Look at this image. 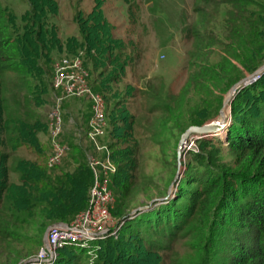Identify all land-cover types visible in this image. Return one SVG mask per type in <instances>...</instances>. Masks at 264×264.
<instances>
[{"label":"trees","instance_id":"obj_1","mask_svg":"<svg viewBox=\"0 0 264 264\" xmlns=\"http://www.w3.org/2000/svg\"><path fill=\"white\" fill-rule=\"evenodd\" d=\"M23 1L27 8L19 16L0 0V264H24L43 246L49 224L69 223L88 206L93 172L77 143L79 124L70 126L65 115L63 142L71 151L60 166H47L49 109L60 94L53 63L63 54L82 59L91 87L105 99L106 140L118 166L110 188L121 226L116 236L91 243L99 247L98 259L264 264V71L236 90L227 134L224 127L216 134L225 139L203 137L198 151L186 154L198 165L189 162L173 196L130 215L141 193L147 200L168 194L158 187L153 195L157 183L140 177L143 140L148 137L163 154L173 147L177 155L186 129L217 120L229 89L264 65V0H194L195 20L189 23L184 13L180 22L192 45L178 90L159 71L141 75L137 68L147 53L143 8L155 14L160 1L123 0L128 21L119 31L106 16L107 0H92L91 12L78 11L73 19L79 35L65 41L50 20L60 12L58 0ZM225 152L232 157L224 159ZM66 164L74 168L67 171ZM52 264H89L88 250L66 246Z\"/></svg>","mask_w":264,"mask_h":264},{"label":"rangeland","instance_id":"obj_2","mask_svg":"<svg viewBox=\"0 0 264 264\" xmlns=\"http://www.w3.org/2000/svg\"><path fill=\"white\" fill-rule=\"evenodd\" d=\"M3 1H5L7 5L13 8V10L19 16L27 8L23 0ZM139 1L144 5L145 0ZM158 1L160 2L155 6V9H157V13L155 14L151 15L148 7L146 8L145 6L143 8L144 20L142 23L144 25L143 27L148 30H146V32L148 33V37H146L145 41L143 40V47L145 51H147V53L143 57V63H141L137 68L139 69L141 75H154L159 71L157 75L162 76L168 82H172L174 90H178L182 87L185 80V73L187 68V52L188 50H190L192 45V39L187 38L184 32L181 31L180 22L183 21L185 15L186 17H188V20H190L189 23H192V21L195 20L196 13L194 12V0ZM58 2L60 5V12L57 16L51 17L50 20L57 25L60 37L63 41H65L71 36L79 35L77 25L73 21L76 13L78 11H82L85 14L91 12L93 3L92 0H58ZM104 8L106 16L108 17L110 23L114 27L119 28V31L123 30L128 21V9L126 3L123 0H107ZM66 56V54L61 55L62 58H65ZM57 57L56 59L61 58L59 56ZM162 73L165 75H162ZM254 73H245V76L241 78L235 85H237L242 79L249 77ZM231 88L224 96L222 107V109H224L227 103V98H229V111L227 115L229 118L227 119V124L224 127L226 134L228 131L227 128L229 126L228 123L230 122L231 117L230 103L234 97V95L230 94ZM51 107L52 106H50L49 113L51 111ZM217 133L218 132L207 135L205 138L210 141L225 139L226 135L223 138V136L216 135ZM148 139L149 138L146 137L143 140L139 155V163L141 166L140 177L146 175L147 177L153 178L157 183V187L152 186L151 193L153 195L158 194V187H165L169 190V188L172 186L171 190L172 193H174L176 191L177 184H179V181H181L182 177L185 176L184 171L187 169V165L189 164V162L193 160L194 155H180V165L178 167V152H176L177 155H174L173 147H171L169 151H166L165 154H163L161 148L156 144H153ZM196 145H198V147L200 146L199 144H197V142ZM174 156H177V158L175 159ZM231 157L232 156L226 152L223 154L224 159H229ZM191 164L198 165L195 162H191ZM143 186L144 184L141 185V187ZM87 193L89 194V189ZM84 195L85 193H80L81 200L78 203L80 206L84 204ZM146 195L147 193L144 192L138 196V199L136 201V204L140 205L138 207L147 206L153 199H158L153 198L152 200H147ZM67 206L69 210L68 203ZM72 208H75V206H73ZM135 209L136 208L132 209L130 213ZM114 211H112L114 221L118 222L119 218H116ZM66 220L67 219H60L49 224L44 232L43 242L47 229L50 225L54 223H65ZM38 252V250H33L34 256L29 258V260H33ZM183 252V247H176V253L182 254ZM164 257L165 263L161 262L160 264H168L167 256Z\"/></svg>","mask_w":264,"mask_h":264},{"label":"built area","instance_id":"obj_3","mask_svg":"<svg viewBox=\"0 0 264 264\" xmlns=\"http://www.w3.org/2000/svg\"><path fill=\"white\" fill-rule=\"evenodd\" d=\"M53 70V86L60 94L55 96L49 113L51 151L47 160L48 168L53 169L60 166L65 155L71 151V146L63 142L64 101L66 98H82L90 102L91 115L86 134L99 155L92 153L87 155L88 165L94 178L87 208L78 213L69 223L50 225L46 232V242L31 264L54 263L58 259L59 251L66 246L87 249L89 264H106L98 259L96 251L99 247H94L91 244L108 236H116L121 226L114 221L112 213L116 198L110 188V178L118 172V166L112 160L111 151L106 142V102L102 94L91 87L89 73L83 66L80 57H61L54 61ZM259 76L260 74L256 79ZM69 123L72 121L69 120ZM79 134L81 135V129ZM203 137L206 136H190L183 145L182 155H186L190 151L196 152V142Z\"/></svg>","mask_w":264,"mask_h":264},{"label":"crops","instance_id":"obj_4","mask_svg":"<svg viewBox=\"0 0 264 264\" xmlns=\"http://www.w3.org/2000/svg\"><path fill=\"white\" fill-rule=\"evenodd\" d=\"M64 115L65 118L69 119L72 121L70 126L74 125L75 122L79 124L78 129H81V137L78 138L77 143H79L80 147L84 148L85 154H94V155H99L93 148V145L91 144L90 140L87 137V129H88V120L91 115V105L90 102L87 99H82V98H66L64 101ZM73 127H68V137L70 141L72 142L75 138L72 136V130ZM46 141L48 142V137L45 138ZM107 142V140H106ZM76 162L75 160H73ZM74 168V164L67 165L66 164V169L72 170Z\"/></svg>","mask_w":264,"mask_h":264},{"label":"water","instance_id":"obj_5","mask_svg":"<svg viewBox=\"0 0 264 264\" xmlns=\"http://www.w3.org/2000/svg\"><path fill=\"white\" fill-rule=\"evenodd\" d=\"M262 71H264V65L258 69L253 75H250L249 77H246L244 79H242L237 85H234L231 88L230 94L235 95L236 90L241 87V86H246L247 84H249L250 82L256 80V77L258 74L262 73ZM223 109H221L220 111V115L219 118L217 120H214L208 124L202 125V126H197V125H193L190 126L189 128L186 129V131L181 135V138L179 140L178 143V167L180 165V155H182V148L183 145L185 143V141L192 135H200V136H207L213 133L218 132V130L222 129L224 127V125L227 122V119L229 118L228 116L226 118L220 119L221 115H222ZM179 174V171H178ZM178 183V182H177ZM176 183V184H177ZM172 186L169 188L168 190V194L167 197L165 198H158V199H153L152 201L149 202V204L147 206H151L154 202L156 201H163L166 200L167 198L171 197L173 195L172 193ZM147 206H143V207H138L135 210H133L130 215L132 214H137L139 213V210H141V208L147 207ZM47 234V233H46ZM46 234H45V238H44V243L46 242ZM33 263V260H28L26 261L24 264H31Z\"/></svg>","mask_w":264,"mask_h":264},{"label":"bare ground","instance_id":"obj_6","mask_svg":"<svg viewBox=\"0 0 264 264\" xmlns=\"http://www.w3.org/2000/svg\"><path fill=\"white\" fill-rule=\"evenodd\" d=\"M228 100H229V98H227V103H226V105H225V107L223 109V112H222V115H221V118L220 119L226 118L227 115H228V111H229V108H228V103L229 102H228ZM221 131H223V128L220 129V130H218V133L221 132Z\"/></svg>","mask_w":264,"mask_h":264}]
</instances>
